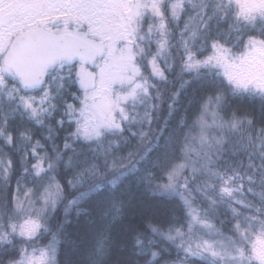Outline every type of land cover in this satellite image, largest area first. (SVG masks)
I'll return each mask as SVG.
<instances>
[{
    "label": "snow or ice",
    "instance_id": "1",
    "mask_svg": "<svg viewBox=\"0 0 264 264\" xmlns=\"http://www.w3.org/2000/svg\"><path fill=\"white\" fill-rule=\"evenodd\" d=\"M130 257L264 264V0H0V264Z\"/></svg>",
    "mask_w": 264,
    "mask_h": 264
},
{
    "label": "trees",
    "instance_id": "2",
    "mask_svg": "<svg viewBox=\"0 0 264 264\" xmlns=\"http://www.w3.org/2000/svg\"><path fill=\"white\" fill-rule=\"evenodd\" d=\"M245 108H246V110H250V106H246ZM28 127H31V125H28ZM60 135L62 137L63 135H65V133L62 132V133H60ZM34 138L35 139L41 138V132L39 130L35 131ZM5 151H8V149H5ZM168 206L174 207L173 205H168ZM82 207H89V206L88 205H82ZM177 214L179 215V213H177ZM62 216H63V213L61 212V218H62ZM69 219H70V223L67 225L66 230L71 235V237L73 239H77L78 237L84 238V239H86L88 246H91L92 243L94 242V238H95L96 233L102 229V224L99 221V217L96 215H93L92 217H85L84 215H81L80 217H76L75 215H72ZM89 219L96 221L95 225H89L87 223ZM156 222L157 223H163V220L161 219V220H158ZM124 223L126 224L127 220H125ZM120 231H121V226L116 225L111 232V236L113 238H116L118 233H120ZM119 243L121 245H123L124 247H126L129 251V253L131 252L133 241H132L130 235H128V236L121 235L120 239H119ZM171 251H174V250H171ZM130 258L137 260L138 264H141L142 259H143V258L140 259L141 257H130ZM62 259H63V257H61V260Z\"/></svg>",
    "mask_w": 264,
    "mask_h": 264
},
{
    "label": "rangeland",
    "instance_id": "3",
    "mask_svg": "<svg viewBox=\"0 0 264 264\" xmlns=\"http://www.w3.org/2000/svg\"><path fill=\"white\" fill-rule=\"evenodd\" d=\"M244 110H246V108H245ZM65 134H66V133H65ZM56 143H57V144H62V139L57 140ZM173 206L175 207V205H173ZM155 222H156V221H155ZM173 250H174V249H173ZM181 255H182V254H181ZM140 259H142V258H140ZM164 259H165V260H174V259H176V253H175V250H174V251H171V255H167V256H165ZM141 264H143V259H142ZM161 264H164L163 260H162Z\"/></svg>",
    "mask_w": 264,
    "mask_h": 264
}]
</instances>
